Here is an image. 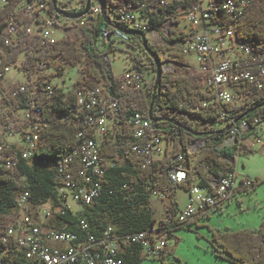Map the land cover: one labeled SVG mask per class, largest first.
Returning <instances> with one entry per match:
<instances>
[{
  "label": "built area",
  "instance_id": "obj_1",
  "mask_svg": "<svg viewBox=\"0 0 264 264\" xmlns=\"http://www.w3.org/2000/svg\"><path fill=\"white\" fill-rule=\"evenodd\" d=\"M9 2L0 0V10ZM173 2L178 3L177 6L172 12H166ZM51 4L50 0H15L14 11L20 13L21 17L14 14L5 17L4 29L8 36L0 42V65L8 46L18 38L21 30L35 36L36 45L45 49L52 48L60 40L54 37V30L63 32L61 39L83 37L79 24L68 27L60 24L63 17H58L54 9L51 10ZM248 4L249 0H157L149 7L141 4L118 12L116 19L126 25L124 28H103L101 31V39L110 44L114 40L129 41L131 35L126 30L144 31L146 37L152 34L167 42V46L178 47L179 53L174 52L176 55L196 54L198 68L171 60L159 64L163 66L161 73L172 74L184 70L202 74V95L194 109L213 115L224 125L228 124L227 137L221 146H235L236 161L242 152L252 149V143L264 147L261 137L264 112L252 118L244 115L248 111L249 100L264 88V54L255 51L249 43L240 41L235 32L236 22ZM100 11L98 1L94 0L88 16ZM155 11L160 15L165 12L164 20L157 28H149L150 13ZM181 13L186 14L190 30L184 31L188 33L186 37L171 41V32L178 30L175 17ZM27 19H30V23ZM104 57L110 61L107 54ZM16 63L17 60L3 65L0 71L2 79ZM47 67L48 62L40 61L34 69L39 73ZM20 70L27 72L23 63ZM121 76V89H139L144 83L141 73L132 67H128ZM23 88L21 84L14 94ZM75 93L78 114L82 115L92 136L84 138L74 151L57 161L59 205L52 207L49 202L34 205L26 189L17 196L14 208L16 222L0 226V264H123V254L134 245L140 246L144 257L158 258L170 239L173 226L188 224L208 214L252 186L253 180L249 176L240 177L236 165L223 176L209 172L204 186L194 184L186 190L188 199L183 208L178 209L171 218L166 214L162 218H155L145 229L137 232L120 234L111 225L97 232L81 217L72 222L58 221L59 217L67 214L78 215L79 211L99 197L109 168L122 165L130 156H134L138 164L149 166L153 160L164 155L168 144L165 132L152 126L147 111L141 110L124 119L132 138L128 148L107 156L105 149L108 141L121 133L119 101L108 100L102 85L77 88ZM21 111V120L28 122L22 132L15 131L12 122L4 121L3 112L0 113L1 160L8 168L16 165L18 157L6 152L11 145L6 137L19 135L22 138L24 147L19 154L23 159L32 156L39 139L41 108L32 105ZM78 135L84 136L83 132ZM252 137L255 140L249 143ZM198 142L191 144L190 152L195 150L193 146ZM202 144L199 143L200 146ZM75 162L78 166L74 165ZM169 175L175 184H181L186 180V167H173ZM156 196L164 198L163 194L151 192L149 205L152 209ZM41 212L50 213L55 225L40 220Z\"/></svg>",
  "mask_w": 264,
  "mask_h": 264
},
{
  "label": "trees",
  "instance_id": "obj_2",
  "mask_svg": "<svg viewBox=\"0 0 264 264\" xmlns=\"http://www.w3.org/2000/svg\"><path fill=\"white\" fill-rule=\"evenodd\" d=\"M86 1L80 0L81 4L77 10H82ZM156 1L102 0L104 13L100 11L86 18L81 39L63 38L52 48L45 49L36 45L35 36L21 30L18 38L8 46L0 71L3 65L18 60L20 53L25 52L23 66L27 70L28 80L24 83L12 82L5 87L0 75V93L5 106L3 119L8 123L12 122L14 130L22 132L28 126V122L18 120L15 113L34 105L41 108L42 120L37 147L29 159L21 158L20 151L14 145H9L6 152L13 153L18 157V161L13 168H8L2 163L0 152V226L16 222L14 208L17 196L25 189L28 190L29 200L34 205L49 202L55 207L61 203V198L57 194V186L60 183L56 178L57 161L74 151L84 138L92 136L82 115L78 114L75 93L77 88H94L102 85L108 100L119 101L122 111L121 133L108 141L105 149L107 156L128 148L132 138L124 119L141 110H146L153 118L169 119L151 121L152 126L165 132L168 144L164 155L153 160L149 166L138 164L137 159L130 156L122 165L109 168L104 176V185L99 197L79 211L78 215L67 214L59 217L58 221L72 222L81 217L85 218L97 232L108 225L115 227L116 232L120 234L141 231L155 219L153 209L149 205L151 192L170 198L166 206V215L171 218L178 210L177 201L174 199L178 186L185 190L194 184L204 186L207 173L223 176L235 168L237 154L235 146H221L227 137L228 124L215 127L211 123L218 121L213 115L194 109L202 95L201 73L162 74L160 71L157 79L153 58L161 63L158 46L147 42L153 52L151 57L144 50L141 37L137 35V41L133 37L136 35H133L126 42L138 47L147 55L150 61L148 68L152 76L150 79L145 78L142 72L144 64L140 58L132 54L130 67L141 73L144 83L139 89H121L122 76L114 74L109 61L104 57L114 46L101 39L103 28L109 30L115 27L124 28L126 25L116 19L119 13L141 4L149 7ZM67 3L62 2L63 5ZM177 4L170 3L166 12H172ZM14 8L15 0H10L0 10V42L8 36L4 29L5 17L13 14L21 17ZM50 8L53 11L52 4ZM164 17L165 12L161 15L157 11L150 13L149 28H157ZM27 22L30 23V19H27ZM235 30L240 41L249 43L255 51L264 54V0H249L248 7L236 22ZM142 33L146 34L144 31ZM187 35L188 33L184 31L173 30L171 41ZM99 44H106V49L101 50ZM173 55L177 57L178 62L183 63V55L175 53ZM52 60L58 62L53 73L48 75L44 71L39 72L32 79V74L36 72L34 67L38 62L46 61L50 66ZM66 66L77 67L80 74L72 85L67 88L59 84H49L50 76L62 74ZM156 80L158 82L155 87ZM21 84L24 86L23 90H18L14 94V90L19 89ZM254 107L256 109L245 116L252 118L264 112V88L249 100L247 110ZM80 132H83L84 136H79ZM195 141L203 144L190 152L189 147ZM178 155L180 157L176 159ZM74 165L78 166V163L75 162ZM179 165L186 167L187 176L183 183L175 184L170 178L169 170ZM255 184L253 181L251 187ZM183 225L173 226L170 238L173 230ZM213 240L219 247L218 255L227 254L235 264H264V219L256 229L213 232ZM168 254L169 251L165 247L160 257L154 259H161L164 262ZM143 258L140 246L134 245L123 254V264H140Z\"/></svg>",
  "mask_w": 264,
  "mask_h": 264
},
{
  "label": "rangeland",
  "instance_id": "obj_3",
  "mask_svg": "<svg viewBox=\"0 0 264 264\" xmlns=\"http://www.w3.org/2000/svg\"><path fill=\"white\" fill-rule=\"evenodd\" d=\"M68 2L63 5L62 2ZM80 0H58V6L71 11H77L80 7ZM85 17L71 20L60 18L62 26H72L74 23L79 24L83 30L86 26ZM139 17V16H138ZM144 22V19H142ZM178 23V30L188 31L190 24L186 19V14L181 13L175 17ZM84 35V34H83ZM54 37L61 39L63 32L54 30ZM138 41V36H133ZM81 39V38H80ZM142 40V39H141ZM147 42L158 46V53L161 58V63L165 61L177 60L173 55L178 52V47H169L167 42L155 35H148ZM101 50L106 49V44L98 45ZM114 48L108 51L107 55L112 71L115 75H121L128 67L132 65L131 55L140 58L144 64L142 68L143 75L146 79H150L152 73L149 72L148 66L150 61L147 55L140 51L138 47H133L126 41L114 40ZM26 57L25 52H21L16 65H12L10 70L2 79V84L8 87L12 82L24 83L28 80V73L21 71L20 66ZM196 54H187L184 56L183 63L198 68ZM58 64L57 60H52L50 66L45 69V73L50 75L55 71L54 66ZM161 70L163 71V66ZM184 74L187 71H174L172 74ZM38 73L32 74V79ZM80 76L77 67L66 66L62 74H52L49 79V84H59L63 87L69 88L73 81ZM5 109L4 103L0 101V113ZM16 118L21 120L22 111L18 110L15 113ZM211 125L215 127L224 126L219 122H212ZM16 131V130H15ZM15 136V135H14ZM19 136V135H18ZM264 139V130L261 133ZM255 139H249L252 143ZM200 142L193 146V149L200 147ZM245 141V145H247ZM251 150L242 152L236 161V170L239 176H249L256 184L250 190L242 192L232 199L230 203H226L221 209H215L206 216L199 217L196 221L178 226L172 232L171 238L167 241L166 248L169 251L168 256L164 260L152 259L144 257L140 264H235L227 254L222 253L223 256L218 255L216 242L213 240V232L236 231L240 229H256L260 226L264 219V147L256 143L251 144ZM174 199L177 201L178 207L183 208L188 199V193L185 189L178 186L176 188ZM170 202L169 197L161 199L156 196L153 198V216L154 218H162L166 214V206ZM48 211V210H47ZM51 213V211H50ZM44 214L41 212L40 220L50 225H55L51 214ZM51 217V218H50Z\"/></svg>",
  "mask_w": 264,
  "mask_h": 264
},
{
  "label": "water",
  "instance_id": "obj_4",
  "mask_svg": "<svg viewBox=\"0 0 264 264\" xmlns=\"http://www.w3.org/2000/svg\"><path fill=\"white\" fill-rule=\"evenodd\" d=\"M50 1H51L52 5H53L54 11L58 15L62 16L65 19L75 20V19H79V18L85 17L86 15H88L90 13L91 6H92V3H93L94 0H87L84 8L82 10H78V11H68V10H66L64 8L59 7L58 6V0H50ZM97 1H98L99 6H100L101 12L104 13V6H103V3H102V0H97ZM126 32L129 35H131V36H133V35L140 36L141 39H142V44H143L144 50L151 57H153V52L151 51V49L148 47V44H147V37H146V35H144L140 31L126 30ZM153 59H154L155 64L157 65L156 66V76H157V79H158V77L160 75L161 69H160V65L157 62V60L155 58H153ZM157 82H158V80L155 81V87L157 85ZM150 106L152 107V102H151ZM255 109H256V107L248 110L246 113H244V115H246V114H248L250 112H253ZM244 115H242L241 117H243ZM149 117H150V119H151L152 122H157V121H162V120L168 121L169 120L168 118H153L151 116V114H149ZM227 129H229V127H227Z\"/></svg>",
  "mask_w": 264,
  "mask_h": 264
},
{
  "label": "crops",
  "instance_id": "obj_5",
  "mask_svg": "<svg viewBox=\"0 0 264 264\" xmlns=\"http://www.w3.org/2000/svg\"><path fill=\"white\" fill-rule=\"evenodd\" d=\"M77 11H78V10H77ZM189 30H190V29H189ZM6 140H7L8 142H10L11 145H14V147H15L18 151L22 150L23 147H24V144H23L22 138H20L18 135H17L16 137H6ZM240 193H242V192L237 193L233 198L238 197V195H239ZM233 198H232V199H233ZM232 199H230L229 201L225 202L224 204H222L221 206H219L218 208H216V210H217V209H221V210H222V208L224 207V205H225L226 203H230V202L232 201ZM178 209H180V208L178 207ZM213 211H214V210H213ZM206 215H208V214H206ZM206 215H204V216H206ZM200 217H201V216H200ZM197 219H198V218H196V219L193 220L192 222L196 221Z\"/></svg>",
  "mask_w": 264,
  "mask_h": 264
},
{
  "label": "flooded vegetation",
  "instance_id": "obj_6",
  "mask_svg": "<svg viewBox=\"0 0 264 264\" xmlns=\"http://www.w3.org/2000/svg\"><path fill=\"white\" fill-rule=\"evenodd\" d=\"M148 54V53H147ZM149 55V54H148ZM150 56V55H149ZM157 65L155 64V67H156Z\"/></svg>",
  "mask_w": 264,
  "mask_h": 264
}]
</instances>
